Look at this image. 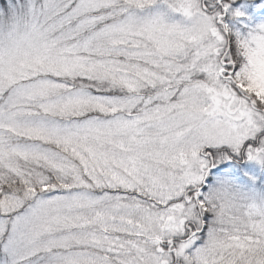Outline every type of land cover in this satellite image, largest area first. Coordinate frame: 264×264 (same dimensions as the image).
<instances>
[{
	"label": "snow or ice",
	"instance_id": "1",
	"mask_svg": "<svg viewBox=\"0 0 264 264\" xmlns=\"http://www.w3.org/2000/svg\"><path fill=\"white\" fill-rule=\"evenodd\" d=\"M0 264H264V0H0Z\"/></svg>",
	"mask_w": 264,
	"mask_h": 264
}]
</instances>
